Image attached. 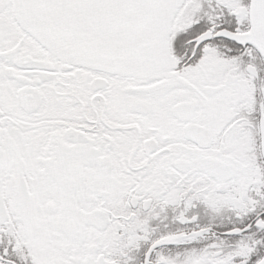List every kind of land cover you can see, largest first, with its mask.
<instances>
[{
    "label": "snow or ice",
    "instance_id": "1",
    "mask_svg": "<svg viewBox=\"0 0 264 264\" xmlns=\"http://www.w3.org/2000/svg\"><path fill=\"white\" fill-rule=\"evenodd\" d=\"M0 264H264V0H0Z\"/></svg>",
    "mask_w": 264,
    "mask_h": 264
}]
</instances>
